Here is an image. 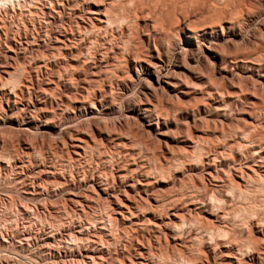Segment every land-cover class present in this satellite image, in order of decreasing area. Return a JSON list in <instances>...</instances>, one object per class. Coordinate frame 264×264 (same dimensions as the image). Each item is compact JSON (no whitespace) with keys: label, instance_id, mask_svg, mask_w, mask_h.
<instances>
[{"label":"rangeland","instance_id":"1","mask_svg":"<svg viewBox=\"0 0 264 264\" xmlns=\"http://www.w3.org/2000/svg\"><path fill=\"white\" fill-rule=\"evenodd\" d=\"M21 1L0 4V264H236L229 255L238 251L239 233L250 223L243 210L256 202L258 220L264 221L262 194L249 203L226 186L234 178L241 188L255 190L257 182L240 178L247 173L252 180L264 178V0H250L243 12L238 0H164L163 11L161 0L149 1L151 18L154 5L157 17L169 16L175 6L169 17L177 14L178 29L192 28L194 21L201 27L221 22L220 29L235 20L241 32L222 54L230 62L241 57L239 65L251 60L262 76L246 82L233 63L224 66L228 79L223 80L222 71L197 70L198 79L179 81L177 97L158 89L156 78L141 71L151 64L157 41L147 32L141 10L135 13L148 0L135 9L139 1L106 0L117 4L116 13L124 18L120 15L122 20L101 31L88 0ZM178 29L160 43L173 63L195 69ZM131 42L142 46H136L142 59L128 54ZM15 69L21 75L17 86L8 82V72ZM212 77L215 84L207 83ZM149 85L154 93L146 89ZM145 108H151L147 120L137 115ZM78 136L90 147L77 153ZM147 180L150 191L139 185ZM124 189L132 200L142 198L137 193L142 189L149 202L161 194L160 206L151 204L156 219L148 208L141 212L147 218L134 222L123 219L120 209L112 211L105 194L125 203ZM229 196L221 209L218 200ZM175 222L179 230L172 227ZM263 227L256 231L259 239H264ZM222 232L227 241L220 238ZM229 239L236 244L230 246Z\"/></svg>","mask_w":264,"mask_h":264},{"label":"bare ground","instance_id":"2","mask_svg":"<svg viewBox=\"0 0 264 264\" xmlns=\"http://www.w3.org/2000/svg\"><path fill=\"white\" fill-rule=\"evenodd\" d=\"M19 1L20 3L22 2L21 0H0V4H3V5H9V4H13V5H16V3ZM87 1V0H86ZM89 1V3H91L92 2V4H93V6L95 7V9L93 10L94 11V14L95 15H97L98 16V21H99V27L100 28H98V26L96 27V30L98 29H100V31H101V29L103 28L104 29V27L105 26H109V25H112V24H114L116 21H119V20H122L124 17H123V14H120V15H122V17H120V15H118V13H116V7L118 6L117 4H116V6L110 1V2H106V0H104L105 1V3L106 4H104L103 3V1L101 0L100 2H99V0H88ZM135 1H139L138 3H136L135 2V4L134 3H132L131 2V4L133 5L134 4V6H133V8L136 6V4L138 5V6H140V3H141V5L143 4L142 2L144 1H142V2H140L141 0H135ZM149 1L150 0H148V3H149ZM152 1V0H151ZM160 1V0H159ZM164 0H161L160 2H162V4L165 2H163ZM172 1V0H171ZM183 0H181V2H182ZM193 1H195V2H197L196 0H193ZM199 1H201V0H199ZM213 1V0H212ZM227 1H231V0H227ZM237 1V0H236ZM114 2V1H113ZM134 2V1H133ZM156 2V1H155ZM158 2V1H157ZM159 2V3H160ZM174 2H176V0L174 1ZM174 2H173V4H174ZM189 2H191V4L192 5H194L193 3H192V1H189ZM201 2H203V1H201ZM211 2V1H210ZM210 2H208V3H210ZM220 2V1H219ZM223 2V1H222ZM222 2H220V4L222 3ZM226 2V1H225ZM234 2V1H233ZM238 2H240L241 3V5H240V3H238L239 4V6H240V8L238 9V10H240V12H243V10H245V9H247L248 7L246 6V3H247V5L251 2L250 0H238ZM166 3V2H165ZM165 3L161 6V8H163V6L165 5ZM167 3H168V1H167ZM172 3V2H171ZM170 3V4H171ZM180 3V2H179ZM214 3V2H213ZM216 3H217V1H216ZM227 3V2H226ZM231 3V2H230ZM130 4V6H128V7H130L132 10H133V8H132V5ZM152 4H153V2H152ZM177 3H175L174 5H176ZM191 4L189 5V6H191ZM215 4V3H214ZM219 4V3H218ZM219 4V5H220ZM225 4V3H224ZM233 4V3H232ZM250 4H252V2L250 3ZM254 4V3H253ZM12 5V6H13ZM18 5H20V4H18ZM114 5V6H113ZM145 6H146V3L144 4ZM150 5V3L149 4H147V6L146 7H142L141 6V8L139 9L137 6V10H136V12L135 13H137V11L138 10H141V12H140V17H142V19H143V21H144V24H145V27L147 28L146 30H147V32L149 33V34H152L153 36H155L156 38H157V41L159 42H157L156 41V43H155V38H154V48H153V51L155 52V53H153V54H151L150 55V57H151V64L149 63H147V65L146 66H141L142 67V73L144 74V75H147L148 76V78H156V80H155V82H156V84L158 85L157 87H158V89H160V90H162L163 92H166L168 95H169V93L171 94H174L175 95V97H177L178 96V94L180 93V92H178L177 91V89L179 88L178 86H179V81H182V79H186V80H189V81H194L195 79H198V75H197V73L198 72H195V71H197V70H199L200 71V73L201 74H203L204 72L206 73H208L209 71L211 72H215V71H222V72H218V74H219V76L222 78V80L223 79H228V76L225 74V72H226V70L224 69V68H226V67H224V66H227V65H229V64H231V63H233V64H235L234 66H237V68L236 69H238L240 72H241V74L243 75V76H246V78H244L245 80H246V82L247 81H249L250 79L249 78H256V77H258V78H260V77H262L261 76V73H256V71H255V68L253 67V65L251 64V60H247V61H249V62H245L246 61V59L247 58H244L245 59V61L243 60L242 62L243 63H245V64H243L242 63V65H239L238 64V62H237V57H235V60L236 61H233V60H231V62L228 60V58H226L227 57V55L226 54H222V52H225V51H223L224 50V48H226L227 47V50H228V46H234L235 45V43H234V41H235V37H238L239 36V32H241L238 28H240V26L237 28L236 27V22H235V20H232L231 22H228V20H227V22H226V26L225 27H223V26H221L222 28H220V29H218V25H220L221 24V22H220V24H214V26L211 24V26H208L207 24V26H205V22H204V25H203V27H201L200 26V23H198L197 21H194L196 24H197V27L198 26H200L201 28L200 29H197L196 28V24L194 25V24H192L191 22H193V20L191 21V22H189V23H191L193 26H192V28L190 27V26H181L180 27V29H178L177 27H178V25L177 24H179V22L181 23L182 21H180V20H178L179 18H178V16H176L177 14H175V15H173V16H175V17H177V19L175 18V17H173L172 19L169 17V16H171L170 15V13H171V11H173L174 12V10H175V6H174V10L172 9L171 11H169V13H167L168 11L167 10H169V9H167L165 12L167 13V15H169V16H167V17H165L164 16V12H162V14H159L158 15V17L157 16H155V11H156V13H157V7H156V5H154L155 6V8L157 9H155V8H153L154 9V15L152 16V18L150 17V15L152 14L151 12L153 11H151L150 12V9H149V11H148V6ZM160 5V4H159ZM158 5V8L160 7ZM169 5V4H168ZM167 5V6H168ZM178 5V4H177ZM183 5V4H182ZM199 5H201L200 3H199ZM199 5H195V6H199ZM206 5V4H205ZM226 5H228V3L226 4ZM225 5V6H226ZM235 5V4H234ZM234 5H233V7H234ZM126 6V7H127ZM153 6V7H154ZM166 6V5H165ZM171 6H173L172 4H171ZM188 6V5H187ZM187 6L185 7L184 6V8H187ZM211 6V5H210ZM215 6V5H214ZM218 6V5H217ZM236 6V5H235ZM251 6V5H250ZM255 6V5H254ZM135 7V8H136ZM150 7H151V5H150ZM170 7V6H169ZM179 6H177V8H178ZM213 7V6H212ZM216 7V6H215ZM227 7V6H226ZM225 7V8H226ZM247 7V8H246ZM125 8V7H124ZM134 8V9H135ZM147 8V9H146ZM160 8V9H161ZM180 8H182V9H184L183 7H180ZM194 7L192 6V9H193ZM196 8V7H195ZM126 9V8H125ZM128 9V8H127ZM151 9H152V7H151ZM188 9V8H187ZM203 9V8H202ZM202 9H201V11H202ZM218 9H221V8H217L216 10H217V12H218ZM228 9V8H227ZM226 9V10H227ZM131 10V11H132ZM164 10V8L161 10V11H163ZM194 10H196V9H194ZM211 10H212V8H211ZM215 10V9H214ZM225 10V9H224ZM249 10V9H248ZM128 11V10H127ZM126 11V12H127ZM135 11V10H134ZM180 11V10H179ZM185 11V10H184ZM118 12V11H117ZM121 12H122V10H121ZM120 12V13H121ZM139 12V11H138ZM159 12H160V10H159ZM172 12V13H173ZM190 12H192L191 10H190ZM195 13H196V11H194ZM204 12V11H203ZM210 12V11H209ZM161 13V12H160ZM183 13V12H182ZM182 13H179V15L181 14L182 15ZM185 13V12H184ZM187 13V12H186ZM195 13H194V15H195ZM202 13V12H201ZM207 13H208V11H207ZM223 12H221V14H222ZM125 14V13H124ZM127 14V13H126ZM138 14V13H137ZM136 14V15H137ZM158 14V13H157ZM199 14V13H198ZM204 14V13H203ZM217 14V13H216ZM218 14H219V12H218ZM161 15H162V17H161ZM166 15V14H165ZM192 15V14H191ZM211 15V14H210ZM224 15V14H223ZM234 15V14H233ZM131 16V15H130ZM135 16V15H134ZM187 16V15H186ZM213 16V15H212ZM218 16V15H217ZM227 16V15H226ZM238 16V15H237ZM182 17H185L184 15L182 16ZM189 17V16H188ZM187 17V18H188ZM195 17V16H194ZM242 17V16H241ZM135 19L136 18H139L138 16L137 17H134ZM133 18V19H134ZM175 18V19H174ZM191 17H189L188 19H189V21L191 20L190 19ZM201 18V17H200ZM225 18V17H224ZM129 19H131L130 17H129ZM140 19V18H139ZM183 19H185V18H183ZM188 19H185V20H188ZM198 19V18H197ZM203 19V18H202ZM206 19V18H205ZM125 20V19H124ZM128 20V19H127ZM177 20L179 21V22H177ZM204 20V19H203ZM221 20V19H220ZM231 20V19H230ZM226 21V20H225ZM235 23H234V22ZM243 21V20H242ZM124 22V21H123ZM131 22V21H130ZM138 22V21H137ZM137 22H135V24L137 23ZM187 22V21H186ZM201 22V21H200ZM207 22V21H206ZM233 22V23H232ZM127 23V22H126ZM185 23V22H184ZM183 23V24H184ZM119 24V23H118ZM128 24V23H127ZM131 24V23H130ZM130 24H129V26H130ZM135 24H133L134 26H135ZM201 24H203V23H201ZM224 24V23H223ZM222 24V25H223ZM180 25V24H179ZM95 25L93 24V27H94ZM129 26H127L129 29H130V27ZM141 26V25H140ZM143 26V25H142ZM195 26V27H194ZM110 27V26H109ZM115 27V26H114ZM92 28V27H91ZM138 28V27H137ZM140 28V27H139ZM93 29V28H92ZM132 29V28H131ZM130 29V30H131ZM175 29H178V30H182V32H183V34H184V37H185V41H186V43L188 44V46H189V50H190V53H191V55L194 57V63L196 62L197 63V67H195V66H192V67H195V69H192V70H190V68L188 67H185L184 66V64H183V66H179L178 64H176V63H173L174 61H172V60H170L169 58H168V56H167V53L165 52V50H164V47H162V44L160 43L162 40H164V39H166V38H170L171 39V37H168L169 35H170V33L172 32V31H174ZM241 29V28H240ZM87 30H89V29H87ZM87 30H86V32H87ZM105 30H107V29H105ZM132 30H134L135 31V29L133 28ZM140 30V29H139ZM144 30V29H143ZM129 31V30H128ZM138 31V30H137ZM137 31H136V33H137ZM132 31H130V33H131ZM175 32H176V30H175ZM134 33V32H133ZM133 33H131V34H133ZM178 33V32H177ZM130 34V35H131ZM138 35H139V33H137ZM144 34H145V32H144ZM182 34V33H181ZM123 35V34H122ZM227 35V37H228V41H227V43L225 42L224 43V41H226V36ZM133 37H137V36H135V35H133ZM152 37V36H151ZM129 38V37H128ZM131 38H132V36H131ZM135 38H133V40H134ZM130 40V39H129ZM136 40H137V38H136ZM151 40V39H150ZM149 40V41H150ZM168 41H169V39H168ZM166 42V41H165ZM170 42V41H169ZM181 42V41H180ZM179 43V42H178ZM133 43L131 42L129 45L131 46ZM129 45H128V47H129ZM136 46H137V44H135ZM140 45V44H139ZM126 46V45H125ZM136 46H134V45H132L131 46V51L132 52H128V50H127V52H128V54L130 55V54H132L131 56L132 57H135V59H137V58H141V55H143V54H141L140 52H139V48L141 47L142 48V46H140V47H138V49L136 48ZM92 47V46H91ZM132 47H133V49H132ZM136 49H135V48ZM175 47V46H174ZM248 47V46H247ZM129 49V50H130ZM171 52V51H170ZM174 52V51H173ZM126 53V52H125ZM182 53V52H181ZM127 54V55H128ZM124 55V54H123ZM180 55H182V54H180ZM226 55V56H225ZM235 56V55H234ZM240 56V55H239ZM251 56V55H250ZM250 56H248V57H250ZM176 57V56H175ZM183 57V56H182ZM181 57V58H182ZM230 57V56H229ZM252 57V56H251ZM250 57V58H251ZM261 57V56H260ZM174 58V57H173ZM180 58V57H179ZM178 58V59H179ZM180 58V59H181ZM196 58H197V60H196ZM198 58H199V60H198ZM233 58V57H232ZM142 59V58H141ZM241 57H240V59L238 60L239 62L241 61ZM253 59V58H252ZM254 60V59H253ZM182 61V60H181ZM233 61V62H232ZM176 62V61H175ZM261 64V63H260ZM120 65V64H119ZM180 65H182V64H180ZM194 65V64H193ZM80 66V65H79ZM118 66V65H117ZM190 66V65H189ZM119 67V66H118ZM118 67H117V69H118ZM121 67V66H120ZM119 67V68H120ZM74 68V67H73ZM75 68H77V67H75ZM116 69V70H117ZM16 70V69H15ZM80 70H81V68H80ZM87 70V69H86ZM114 70V69H113ZM19 71H20V69H19ZM22 71V70H21ZM20 71V72H21ZM108 71V70H107ZM119 71V70H118ZM117 71V72H118ZM228 71V70H227ZM110 72V71H109ZM114 72V71H113ZM108 73V72H107ZM112 73V72H111ZM199 73V74H200ZM206 73V74H207ZM228 73V72H227ZM8 74H9V79H8V82L9 83H13V85H16V83H17V81L19 82L20 80H18V79H20L19 77L21 76L20 74H19V72L16 70L15 72H13V71H11V72H8ZM200 74V75H201ZM240 74V75H241ZM20 75V76H19ZM22 75H23V72H22ZM107 75V74H106ZM137 75H138V73H137ZM210 75V74H209ZM217 75V74H216ZM263 75V74H262ZM203 76V75H202ZM230 76H231V79H232V81L235 79V74H230ZM138 77H142V76H140V74L138 75ZM218 77V76H217ZM239 77V76H238ZM213 78L214 77H212V78H210V80L207 82V83H214V81H213ZM216 78V77H215ZM243 78V77H242ZM263 78H264V75H263ZM142 79V78H141ZM243 79V80H244ZM216 80H217V78H216ZM215 80V81H216ZM185 81V80H184ZM183 81V82H184ZM211 81H213V82H211ZM15 83V84H14ZM209 83V84H210ZM97 84V83H96ZM149 84H151V86L153 85V82H151V81H149ZM215 84V83H214ZM249 84V83H248ZM12 85V86H13ZM17 85H18V83H17ZM16 85V86H17ZM100 85V84H99ZM148 85V84H147ZM15 86V87H16ZM154 86V85H153ZM156 86V85H155ZM97 88V87H96ZM151 88H153V87H150V85L148 86V88H146V89H149V90H151ZM14 89V88H13ZM152 91V90H151ZM152 93H154L153 91H152ZM92 94V93H91ZM147 94V93H146ZM184 94V93H183ZM90 95V94H89ZM143 95H145V93L143 94ZM106 96V95H105ZM170 96V95H169ZM89 97V96H88ZM98 97V96H97ZM102 98V97H101ZM104 98V97H103ZM179 98V97H178ZM84 100V99H83ZM151 110V108H145V109H143L142 111H138V113H137V115H144L143 116V119H145V120H147V118H146V116H145V113L147 112V111H150ZM248 115V114H247ZM139 116H137V117H139ZM141 118H142V116H140ZM139 117V118H140ZM25 120V119H24ZM142 122V124L144 123V121H141ZM146 122V121H145ZM26 124V123H25ZM28 124V123H27ZM150 124V123H149ZM148 124V125H149ZM253 125V124H252ZM246 126H248V125H246ZM246 129H248V127L246 128ZM248 131V130H247ZM251 131V130H250ZM67 133V132H66ZM72 133V132H71ZM70 133V134H71ZM73 134V133H72ZM79 135V134H78ZM249 135V134H248ZM72 136V135H71ZM76 137V136H75ZM79 137V136H78ZM77 137V144H76V146L75 145H73V146H75L76 148L75 149H77V153H78V151H80V149H83V148H85L86 146H88V142L87 141H85L86 139H84V138H81V137H79L78 138ZM249 137V136H248ZM75 140V139H74ZM93 142H95V141H93ZM262 143V142H261ZM90 144V143H89ZM240 145V144H239ZM88 147H90V146H88ZM87 147V148H88ZM242 147V146H241ZM94 148V147H93ZM92 149V148H91ZM241 149V148H240ZM239 149V150H240ZM90 150V149H89ZM85 151V150H84ZM261 151V150H260ZM166 161H168V159L166 160ZM169 162V161H168ZM263 167V166H262ZM165 169V168H164ZM128 171V170H127ZM158 171V170H157ZM243 172V171H242ZM254 172V171H253ZM245 173V172H244ZM257 174V173H256ZM147 175H149V174H147ZM241 175H243V173L241 174ZM122 176V175H121ZM124 177H125V179H127V174H124L123 175ZM122 176V177H123ZM130 176V175H129ZM128 176V177H129ZM238 176V175H237ZM238 177H240V176H238ZM242 177H244V176H242ZM240 178L241 180H243V182H246V181H248V183H254V185H255V183L257 182L258 184H256V188H255V190H251L248 186H247V184H246V186H247V188H241L240 187V185H239V181H236V180H232V179H234V178H232V179H230L229 181H228V184H226V186L228 187V189H229V192L232 194V195H234V196H238L237 198L241 201V199L242 200H248V202H249V200H251L253 197H255L254 195L256 194V193H259V194H262L263 196H264V178H263V176H262V178H260L259 177V179H258V177H257V179L256 180H252L253 178H252V175H248V173H247V176L246 177H244V179L243 178ZM131 178V177H130ZM145 179V178H144ZM146 179H147V176H146ZM145 179V180H146ZM229 179V178H228ZM239 179V178H238ZM133 180V179H132ZM140 180V179H139ZM143 180V179H142ZM148 180H149V178H148ZM147 180V182H141V184H139V185H141L142 187H144L145 189L146 188H148V187H150V185L152 184V183H150L151 181H148ZM123 181V180H122ZM130 181V180H129ZM136 182H138V181H136ZM139 183H140V181H139ZM150 183V184H149ZM130 184H131V182H130ZM130 184H128V185H130ZM134 184H136V183H134V181H133V185ZM127 185V186H128ZM133 185H131V189H132V187H133ZM242 185V184H241ZM251 184H249V186H250ZM136 186H137V184H136ZM136 186L135 187H133V188H136ZM252 186H253V184H252ZM116 187V186H115ZM115 187H114V189H115ZM138 187V186H137ZM245 187V186H244ZM251 187V186H250ZM128 188V187H127ZM252 188V187H251ZM102 189H104V187L102 188ZM129 189V188H128ZM128 189L127 190H125V194H124V196L125 195H127V193H126V191L128 192ZM138 189H140V188H138ZM149 189V191H150V188H148ZM101 190V189H100ZM123 190V191H124ZM133 190H135V189H133ZM132 190V191H133ZM104 191V190H103ZM136 191V190H135ZM137 191H139V190H137ZM141 191H147V190H144V189H142ZM105 192V191H104ZM113 192V191H112ZM129 192H131V191H129ZM144 192V193H145ZM106 193V192H105ZM110 193V192H109ZM105 194L106 196H107V199L109 200V202L108 203H110V205L109 206H112V208H113V210L112 211H114V209H120L125 215H123L124 217H123V219H127V220H129V221H132V222H134L133 220H140L141 218L140 217H142L143 218V216L145 217V218H147L145 215H143V216H141L142 215V213L141 212H143L144 211V209L146 210V208H148L151 212H152V210L155 212V210H156V212H157V209H154L155 207H153L152 205H154L155 206V204H153L154 202L155 203H157L158 204V206H160V198H161V196H158V195H161V194H158L157 195V197H156V195L155 194H153V195H155L154 197H152L151 195H150V198L152 197V200L154 201V202H149V197L146 199V197H145V199H143L144 198V196L142 195V194H144V193H141V195H140V192H137L138 193V195H139V197H141L142 196V198H140V199H138L137 200V197H136V199H135V196H133L134 197V200H132V199H129L128 197H132L130 194V196L129 195H127V196H125V198L126 199H128V200H126L125 201V203H119L118 201V203H116L115 202V197H117V196H114V195H111V194ZM114 193V192H113ZM112 193V194H113ZM152 193H154V192H152ZM115 194V193H114ZM119 194V193H118ZM148 194V191H147V193H146V195ZM136 195V194H135ZM145 195V194H144ZM257 196H258V194H256ZM149 196V195H148ZM261 196V195H260ZM138 197V198H139ZM119 198V197H118ZM229 198H230V196L228 197V199H221V200H218V202H219V204L220 205H222L221 206V209L223 208V209H225L223 206L225 205V203H227V201L229 200ZM257 199V198H256ZM262 198H260V200H261ZM263 199H264V197H263ZM262 199V202H264V200ZM120 200V199H119ZM125 200V199H124ZM254 199H252V201H253ZM259 200V199H258ZM255 201V200H254ZM127 202V203H126ZM163 202V201H162ZM243 202V201H242ZM251 202V201H250ZM249 202V203H250ZM241 203V202H240ZM252 203V202H251ZM152 204V205H151ZM164 204V203H163ZM246 204V203H245ZM261 204V203H260ZM263 204V203H262ZM170 205V204H169ZM230 205H232V204H230ZM249 205V204H248ZM157 206V205H156ZM226 206V205H225ZM244 206V205H243ZM239 207V206H238ZM258 207H260V205L258 204H256V202H254V203H252V205H249L248 207H246L245 209H244V207H242L243 209V211L246 213V215L245 216H248V218H249V221H250V223L247 221V217H246V219L245 218H243L244 220H246V222H248L247 223V225H248V227L246 226V228L248 229L247 231H245V229L244 230H241L240 231V233H239V235L241 234V236H239V238H238V240H237V244H238V242L240 241V243L238 244V246H239V249H237L238 251L237 252H235V253H232L233 254V256H231V255H229V258H231V259H235V261H236V264H264V239L263 238H261L260 237V239H263V240H260L259 238H258V236H256V234H257V230L258 229H260V228H262L263 226H264V221L263 220H258L259 218L257 217V214H258ZM111 207H110V209H112ZM157 208H159V207H157ZM165 208H166V205H165ZM263 208H264V205H263ZM262 208V209H263ZM125 209V210H124ZM152 209V210H151ZM164 209V208H163ZM162 209V210H163ZM220 209V210H221ZM238 209V208H237ZM160 211H161V209H159ZM166 210V209H165ZM242 210H240L239 212H241ZM149 211V212H150ZM222 211H224V210H222ZM261 211V210H260ZM259 211V212H260ZM262 211H264V209L262 210ZM261 211V212H262ZM119 212V211H118ZM148 213L147 212V214L149 215H153L154 216V219H156V212L155 213ZM179 212V211H178ZM176 213V212H174V213H172L171 215H173L174 214V217H179V216H182L183 217V215H181V214H179V213ZM207 212V211H206ZM211 212V211H210ZM227 212V211H226ZM225 211L223 212V213H226ZM239 212H237V214L239 213ZM167 213V212H166ZM222 213V212H221ZM119 214H121L122 215V213L120 212ZM145 214V213H144ZM155 214V215H154ZM163 214V213H162ZM168 214V213H167ZM212 215L214 214V216L216 215L215 213H211ZM229 214V213H228ZM241 214V213H240ZM240 214H238V215H240ZM260 214V213H259ZM149 215V216H150ZM158 215V214H157ZM164 215V214H163ZM162 215V216H163ZM170 215V214H169ZM230 215V214H229ZM263 215V214H262ZM126 216V217H125ZM161 216V218H163ZM218 216V215H217ZM221 215H219V217H220ZM225 216V215H224ZM223 216V217H224ZM243 216H244V214H243ZM182 217H180L181 219L180 220H184V218H182ZM239 217V216H238ZM260 217V216H259ZM112 218V217H111ZM153 218V217H152ZM151 218V219H152ZM157 218H159V217H157ZM160 218V222H162L163 223V225L165 224L164 223V220L163 219H161ZM125 219V220H126ZM222 219H224V218H222ZM264 219V218H263ZM112 220V219H111ZM148 220V219H147ZM149 220H150V217H149ZM179 220V219H178ZM182 220V221H183ZM114 221V220H113ZM145 221V220H144ZM218 221V220H217ZM224 221V220H223ZM181 222V221H180ZM221 222V221H220ZM161 223V224H162ZM176 223V222H175ZM183 223V222H182ZM182 223H181V225H182ZM114 224V223H113ZM139 224V223H138ZM150 224H151V222H150ZM153 224V223H152ZM155 224V223H154ZM173 224V223H172ZM180 224V223H179ZM148 225V224H147ZM167 225V224H166ZM174 225V224H173ZM177 225V223L175 224V226H172V227H174V228H177L178 230H179V227H180V225L178 226H176ZM246 225V224H245ZM158 226V225H157ZM165 226V225H164ZM160 227V226H159ZM172 227H170L171 229H172ZM146 228V227H145ZM168 228V227H167ZM264 228V227H263ZM174 230V229H173ZM222 230V229H221ZM221 230H219V232L221 231ZM224 230V229H223ZM222 230V231H223ZM169 231H170V229H169ZM174 232V231H173ZM225 232H227V235L229 234L228 233V231H225ZM262 232H263V229H262ZM221 233V232H220ZM219 233V234H220ZM222 236V237H221ZM221 236H220V238H223V236H225V239L227 238L226 237V233H225V235H224V232H222V234H221ZM230 236V235H229ZM264 236V235H263ZM235 238V237H234ZM228 239V238H227ZM227 239H226V241H227ZM219 240H221L222 241V239H219ZM217 241V243L218 242H220V241ZM234 240V239H233ZM229 241H230V239H229ZM228 241V242H229ZM231 241H232V239H231ZM231 241H230V246H231ZM161 242V241H160ZM233 242V241H232ZM234 243V242H233ZM232 243V245H234V244H236V243H234L233 244ZM219 244V243H218ZM218 244H216V245H218ZM219 245H221V244H219ZM224 245V244H223ZM225 246V245H224ZM237 246V247H238ZM218 247V246H217ZM223 247V246H222ZM227 256H228V254H227ZM245 257H248L247 259L248 260H246L245 261ZM228 263V262H227ZM235 263V262H234Z\"/></svg>","mask_w":264,"mask_h":264}]
</instances>
